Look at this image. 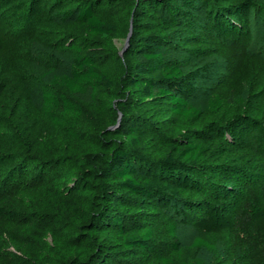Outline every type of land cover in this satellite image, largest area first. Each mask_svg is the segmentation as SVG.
I'll return each mask as SVG.
<instances>
[{
  "label": "trees",
  "instance_id": "1",
  "mask_svg": "<svg viewBox=\"0 0 264 264\" xmlns=\"http://www.w3.org/2000/svg\"><path fill=\"white\" fill-rule=\"evenodd\" d=\"M16 1L0 0V264H209L202 256L215 244L198 237L182 247L178 224L215 215L230 218L237 242L252 248L249 263L264 264V48L242 51L250 11L264 20V8L253 0H139L160 14L161 36L132 51L136 63L121 77L101 65L97 49L114 54L121 29L108 15L125 0H73L81 35L53 28L55 3ZM153 1L173 3L157 10ZM189 9L206 13L218 52L240 54L205 107L185 97L184 65L170 54ZM21 10L29 26L16 30ZM230 33L240 45H223ZM47 36L72 56L64 74L43 65L52 84L37 85L18 57L1 64L5 49L18 55L25 41ZM128 104L149 113H125ZM93 110L108 124L97 129ZM207 117L214 120L202 125ZM164 213L168 244L156 229Z\"/></svg>",
  "mask_w": 264,
  "mask_h": 264
},
{
  "label": "rangeland",
  "instance_id": "2",
  "mask_svg": "<svg viewBox=\"0 0 264 264\" xmlns=\"http://www.w3.org/2000/svg\"><path fill=\"white\" fill-rule=\"evenodd\" d=\"M25 0H17V3L24 4ZM73 0H45L44 7L48 9L55 3V10L50 16L51 25L64 28L65 31L76 35H81L82 30L75 25V16L72 13L71 5ZM152 4L155 9L162 10L169 8L172 1H153ZM256 7L264 8V0H253ZM175 12L176 9L173 8ZM158 12H151L149 8L142 5L139 0H125L124 4L113 7L110 11L109 17L117 22L121 29V34L118 39L112 41L114 54L108 50L105 45L100 46L97 52L101 56V65L108 68L118 76L124 77L126 71L136 63V58L131 55L132 51L142 45L146 37L161 36L159 28ZM176 14V13H175ZM184 18L179 22V39L172 41L171 58L179 61L184 65V72L186 75L185 81L182 83L185 90V97L192 103L205 107L208 97L218 89L222 88L229 78V73L236 67L237 59L240 54L229 57L230 54L218 52V45L216 40L211 37L205 28V12H200L195 9H189L188 12L182 13ZM15 29L28 28L29 21L25 18L24 10L19 11L15 17ZM249 38L246 43L248 47H242L250 56H258L260 48H264V20L259 19L255 8L250 11L248 16ZM192 35L194 37H192ZM222 40L226 47L237 45L238 37L235 33L226 34ZM57 37L40 38L39 42L32 43L25 41L20 54L13 53L9 49H5L1 64L4 66L10 63L11 59L18 57L21 60L22 66L26 69L27 74L37 85L52 84V75L44 76L45 69L43 65L46 62L58 68L57 74H64L69 71L72 56L70 52L60 50L52 43ZM129 39V46L126 49V43ZM208 41L213 44H208ZM241 43H239L240 45ZM210 47V48H208ZM241 47V46H239ZM111 54L113 56H111ZM215 55L214 59H208L209 56ZM231 56V55H230ZM125 84V82H124ZM63 90L60 86H55ZM250 85L244 87L243 94L248 98ZM66 92V91H65ZM126 99V97H123ZM152 108V107H151ZM125 113L136 112L148 115V107L142 104L138 107L126 105ZM96 128L100 129L108 124V118L101 115L97 110H93ZM118 119V124L121 122L122 115L120 113L114 114ZM214 118H206L205 123L213 121ZM42 128L49 129L48 122L44 119L41 121ZM117 124L111 127L117 128ZM111 126V125H110ZM119 140L124 138L119 135ZM151 212L150 210H146ZM169 211V210H168ZM176 212L173 211L172 214ZM160 216L158 226H156L157 234L163 243L168 244L171 238L168 235L170 215L167 213ZM232 221L228 217L215 215L212 219H202L198 222H179L178 235L182 247H187L193 241L202 237L215 244L216 251L213 253L205 252L203 258L209 264H250V254L252 248L244 250L233 234Z\"/></svg>",
  "mask_w": 264,
  "mask_h": 264
},
{
  "label": "water",
  "instance_id": "3",
  "mask_svg": "<svg viewBox=\"0 0 264 264\" xmlns=\"http://www.w3.org/2000/svg\"><path fill=\"white\" fill-rule=\"evenodd\" d=\"M128 46H129V39H128L127 43H126V49L123 52H125L127 50Z\"/></svg>",
  "mask_w": 264,
  "mask_h": 264
}]
</instances>
